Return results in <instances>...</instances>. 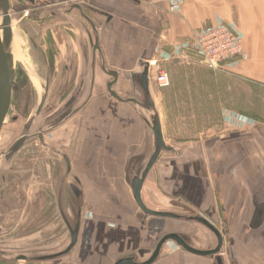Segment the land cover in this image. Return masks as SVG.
<instances>
[{
  "label": "crops",
  "instance_id": "obj_1",
  "mask_svg": "<svg viewBox=\"0 0 264 264\" xmlns=\"http://www.w3.org/2000/svg\"><path fill=\"white\" fill-rule=\"evenodd\" d=\"M52 2L60 9L62 15L58 21V28L53 33V46L59 52L69 54L67 57L64 56L68 62H77L67 64L66 69L73 72L74 83L78 84L81 78L84 79L82 70L86 65L79 64L78 54L81 53V46L85 44L84 30L87 24L76 10L66 13L65 8L69 3L95 9H90L89 15L95 25L94 37H97L99 50L107 68L117 72L127 69L137 61V56L148 51H152L154 56L158 49H164L168 44L192 45L193 35L197 30L223 23L241 35L243 48V56L225 64L224 68L264 88V0ZM67 17L74 20L72 34L64 27ZM56 24L57 22L55 26ZM47 28L45 25L44 29ZM95 77V85L104 79L98 65H95L93 84ZM91 104L98 105L99 100L96 99ZM135 107L140 108L137 105ZM100 117L105 118L102 133L107 136V142L112 147L108 150L103 149L102 155L98 152L90 160L91 185L86 186L85 193L78 186L80 198L83 196L91 202L116 198L123 202H119L118 205H114L112 201L98 202L100 207L97 209L103 215V219L90 226L91 230L85 234L84 239L81 237L83 226H80L77 242L68 255L28 264H65V259L82 241L83 251L76 257V263L80 260L84 264H106L101 255H109L112 251L119 257L129 255L137 248L150 246L153 239L157 241L161 235L170 231L186 234L191 240L192 237L203 234L207 238L205 245H200L199 241L194 242V239L189 243L197 249L212 248L215 245L212 234L208 230L206 232L199 224L185 222H175L184 226L137 224L134 214L137 207L129 187L125 186L121 178L122 163L114 152L116 146L120 149L123 145L124 150L127 142L140 140L141 128L133 125L132 110L129 106L112 100H109L108 109H104ZM92 119L84 117L81 121L82 131L79 130L76 146L78 155L83 153L87 155L90 151L89 143L97 134L89 131L92 126V130L95 131L94 127L98 120L95 117ZM120 121L125 124L123 130L117 127ZM56 139L61 146L69 149L67 134L60 133ZM126 147L133 149L136 143ZM174 148V155L164 158L156 169L157 160L146 178L142 189L144 202L147 204L144 199L145 193L150 196L151 203L153 198L185 199L196 213L205 215L221 231L222 264H264V122H252L228 138L217 137L206 142L199 140L187 142L180 148L177 147L180 152ZM71 165L73 170V161ZM102 168L106 171L104 176L99 174ZM222 218L226 221L223 222ZM153 264H213V261L207 257L187 253L169 241L163 246Z\"/></svg>",
  "mask_w": 264,
  "mask_h": 264
},
{
  "label": "rangeland",
  "instance_id": "obj_2",
  "mask_svg": "<svg viewBox=\"0 0 264 264\" xmlns=\"http://www.w3.org/2000/svg\"><path fill=\"white\" fill-rule=\"evenodd\" d=\"M14 2L15 0H11L12 4ZM52 9L53 7L46 9L39 16L36 15L21 21H18L17 14L12 16L11 26L15 36L16 61L14 62L15 77L10 107L0 132V227L2 228L0 257L11 258L20 251H25L29 255L48 254L62 250L69 241L67 228L61 221L56 207L59 176L63 172L64 164L53 149L63 147L60 146L56 136L63 133L67 134L68 138L70 132L67 129L70 122L57 129H53V127L57 121L63 119L84 100L88 88L86 83L89 79V71L87 67L82 70L85 81L84 91L81 88L77 90V87L71 88L68 85L73 72L61 68V64H70L68 60L64 59V56L67 57L69 54L61 53L53 46L55 19L49 15V10ZM40 19L45 20L46 23L45 21L40 22ZM45 25L51 29H44ZM78 56V60H81L80 54ZM142 57H148L149 60L155 58L158 61L156 65L166 71L169 76L170 84L167 87H160L155 79V66L150 69V94L155 110L159 114L167 145L180 148L191 141L206 142L217 137L228 138L252 122H264V88L225 68L218 71L209 70L201 64L199 56L191 45L168 44L164 49H158L154 56L152 51L137 56V61L135 60L136 62L131 67L119 70L120 80L113 89L122 98L133 94L134 87L131 86L129 74L141 70L138 60ZM48 77L51 81L48 100L42 113L34 116L40 100V93L46 85L45 79ZM109 79V76H105L95 86L90 104L83 107L74 116L79 121H82L84 117L98 119L96 127H94L95 131L92 130L93 126L89 129L90 133H97L89 143L90 151L87 155H83L85 153L78 155L77 153V137L79 130L82 131L81 125L74 131L73 143L68 145L74 169L71 170L72 172L65 182L62 203L64 212L71 222H74L76 205L83 207L81 219V226H83L81 237L83 236V239L85 234L91 230L90 226L103 219V215L97 209L100 207L97 203L105 199L91 202L83 196L76 198L70 192L68 183H75L77 180L78 186L85 193L86 186L91 185L90 180L92 179L89 168L90 160L98 152L102 155L103 149L108 150L112 147L107 142V136L102 133V123L105 118L100 117L104 109L108 107L109 100H112L104 87L105 80ZM137 95L143 101V94L137 93ZM96 99L99 100V104H91ZM125 105L141 116L140 128L142 132L140 140L129 141L126 144L128 146L131 143H136L135 148L130 149L125 146L123 150V145L120 149L116 146L114 152L122 163L121 178L125 186H128L125 179L128 162L130 158L140 157V167H143L147 155L153 149V136L146 111L142 107L136 108L130 103H125ZM65 107L67 109L57 116L56 112L58 114ZM32 116H34L33 123L27 133L33 136L25 142L19 152L7 158L5 152L20 137L23 130L26 129L27 121ZM122 121L117 124L121 130L125 125ZM41 131L45 135L44 143H41L34 135ZM179 148H177L178 152H180ZM173 155V151L163 152L158 159L156 169L164 158ZM99 172L103 176L106 173L103 168ZM144 197L147 204L153 209L196 213V210L191 208L183 198L164 200L153 198L151 203L149 195L147 196L145 193ZM105 201H112L114 205L123 202L116 198ZM134 214L135 221L137 224L141 223L142 226L146 224L184 226L175 224V222H185L156 217L143 220L141 212L137 208ZM222 221L225 222L226 219L222 218ZM201 229L203 228L201 227ZM206 232L208 231L206 230ZM211 236L215 240L214 236ZM192 238L194 242L198 243L199 241L200 245L206 244L207 238L203 234ZM192 240L190 238V241ZM155 243L156 239H153L150 246L137 248L129 255L138 254V261L144 260L149 256ZM83 244L82 241L72 251L65 259V264H84L80 260L76 263V257H79L83 251ZM100 257L106 264H112L119 255H115V252L112 251L109 255L105 254Z\"/></svg>",
  "mask_w": 264,
  "mask_h": 264
},
{
  "label": "water",
  "instance_id": "obj_3",
  "mask_svg": "<svg viewBox=\"0 0 264 264\" xmlns=\"http://www.w3.org/2000/svg\"><path fill=\"white\" fill-rule=\"evenodd\" d=\"M72 7L77 11H79V13H81V9H82L81 4H72ZM90 9L93 10L94 8L91 7ZM84 18L90 23L93 32L96 33V28L94 23L85 16ZM11 23L12 21L9 15V0H0V132L3 127V124L5 123L9 111L11 96H12V87L15 77V65L12 55L13 29ZM93 47L94 50H97L100 53L98 40L96 36L94 38ZM149 59L150 58L148 57H142V59L139 60V66L141 67V71L139 74V83L144 92V98L141 103L137 102V104L141 106L147 113L148 122L150 124V129L153 136V150L150 153L143 167H140V163H141L140 157L130 158L125 174L127 185L131 191V196L136 207L141 212L142 219H146L148 217H156V218L173 219L178 221L197 223L203 226L214 236L215 245L209 249H197L189 243L190 241L189 236L179 232L170 231L160 236V238L156 241L149 256L146 257L144 260L138 261L139 255L132 254V255L121 256L115 259L112 264H153L159 257L163 246L169 241L174 242L178 247H180L187 253L199 257L210 258L213 261V264H222V258L220 254H221V249L223 247V235L221 231L218 229V227L210 219L199 213H192V212L179 213L171 210L153 209L147 206V204L144 202L142 198V189L144 182L148 177L150 171L156 164L157 160L159 159L160 155L163 152L173 151L172 146L167 145L164 140L160 117L157 111L155 110L154 102L150 94V89L148 84ZM102 69L104 70L105 73H107L111 77V80L107 83V87H106L109 95L112 98L119 101L133 102L134 100L130 98H125V99L120 98L116 94V92L112 89V86L118 80V72L111 69H105L104 64H102ZM47 86L48 85L46 83L44 90L40 93V100L37 105L34 116L39 115L41 108L43 107V104L45 102L48 93ZM34 116H32L27 121L26 127L30 126ZM25 131L26 129L23 130L20 137H18L5 152V156L7 158L11 157L13 153L19 150L22 147V145L25 143L26 140ZM38 138L39 140H42L41 133L38 134ZM59 155L65 161L66 172L61 182V188L59 189L57 204L61 218L68 230L69 241L62 250L57 251L55 253L44 254L38 257H26L24 255H18L14 259V261L24 260L27 262H36V261H47V260L57 259L68 255L77 242L79 229H80L81 208L78 207L76 222L72 226L63 212V209L61 207V200H60L62 185L64 184L65 177L67 176V174L71 169V165L69 163L68 158L63 153L59 152ZM69 185L75 196L79 197L81 192L78 189V187L72 183ZM0 232H1V228H0Z\"/></svg>",
  "mask_w": 264,
  "mask_h": 264
},
{
  "label": "flooded vegetation",
  "instance_id": "obj_4",
  "mask_svg": "<svg viewBox=\"0 0 264 264\" xmlns=\"http://www.w3.org/2000/svg\"><path fill=\"white\" fill-rule=\"evenodd\" d=\"M53 0H15L14 4L11 3V0H9V15L11 17V21H12V16L14 14H17L18 15V21H21L23 19H28V18H31L33 16H39L42 12H44L46 9H49L51 7H53L52 10H49V15L52 16L54 19H55V22H57V26H54L55 27V30L58 28V21H59V18L62 16L61 13H60V9L55 7V4H53L52 2ZM82 9H81V13H79V11H77L76 9H74L72 7V3H69L65 10H66V13H70L72 12L73 10H76L78 12V14L80 15V17L82 18V20L87 24V28L86 30H84V38H85V44H83V46H81V53H80V57H81V60H80V63L79 64H85L86 67L88 68V71H89V79H87V92H86V95H85V98L84 100L78 105L76 106L74 109H72L63 119L57 121V123L55 124V127H53V129H57V128H60L64 125H68L70 122V126L68 127L71 128L69 129V136H68V145H71V143H73V140H72V136H74V131L77 129L78 126H80L81 124V121L79 120H76L74 118V116L76 115V113L78 111H80L83 107L87 106L90 104V101H91V98H92V95L95 91V84H96V77H95V83L93 84V81H94V73H93V69H95V65H98L99 67V70L101 72L102 75H104V78L105 76H109L107 73L104 72V70L101 68V64H104V67H105V61H104V57H102L103 55L101 53H99L97 50H94V33H93V30H92V27L90 25V23L84 18V16L86 18H88L89 20L92 21V19L90 18V12L91 10L85 6V5H81ZM83 14V15H81ZM107 19V17H106ZM45 20H41L40 19V22H44ZM54 22V23H55ZM66 24L64 25V27L68 30V33L69 34H72V25L74 24V20L71 18V17H67V20L64 21ZM93 22V21H92ZM47 29H51L50 27H48ZM97 54V56H96ZM150 61V60H148ZM70 64H77V62H69ZM138 64H139V60H138ZM62 69L66 70L68 69V65H62L61 66ZM105 69H110V68H107L105 67ZM111 70H114V69H111ZM141 71V70H140ZM140 71L137 72V73H134L132 72L131 74H129V79H130V83H131V86L134 87V91L132 92L133 94H131L130 96H126L125 98H130L132 100H134L133 102H124V101H119V100H116L114 98H112L109 93H108V96L110 98H112V101L114 102H117V103H123V104H127V103H130L132 106L135 107V104H137V102L141 103L142 100H140L138 98V95L137 93H142L143 96H144V92L140 86V83H139V74H140ZM119 72H118V78H119ZM110 77V76H109ZM150 67H149V70H148V84H149V89H150ZM111 80V77L109 80H105L104 82V87L106 89L107 87V83ZM73 77L70 79V82L68 85L71 86V88L73 86L77 87V90L78 88H81V90H83V87H84V79L81 78L79 81H78V84L77 83H74L73 82ZM119 80H117L118 82ZM45 82L47 83V87H48V93H47V96H46V99H45V102L43 104V107L41 108V111L39 113V115L42 113L45 105H46V102L48 100V97H49V93H50V89L51 87L49 88V86H51V81H50V78H46L45 79ZM116 82V83H117ZM115 83V84H116ZM114 84V85H115ZM94 85V86H93ZM114 85L112 86V89L114 87ZM114 90V89H113ZM84 91V90H83ZM107 91V89H106ZM115 91V90H114ZM116 92V91H115ZM116 94L122 98V96L120 94H118L116 92ZM125 98H122V99H125ZM144 98V97H143ZM72 101V100H70ZM72 103V102H70ZM68 103V104H70ZM138 105V104H137ZM67 108H63V110L57 114L56 112V115L59 116L61 115ZM105 109H108V107H106ZM138 112L136 111H132V120H134V124L135 126H139L141 127V121H140V118L141 116L139 115ZM13 119H16V118H13ZM74 119V120H73ZM33 123V121H32ZM31 123V124H32ZM31 124L29 127H26V131H25V136H26V140L25 142L33 135H31L30 133H27L31 127ZM67 129V130H68ZM41 133L42 134V140H39L38 138V134ZM37 139L41 142V143H44L45 141V135H44V132H38L36 134H34ZM12 145V144H11ZM10 145V146H11ZM25 143L22 145V147L17 150L15 153L19 152L23 147H24ZM9 146V147H10ZM61 146V145H60ZM8 147V148H9ZM55 154L62 160L63 164H64V169H63V172L61 173V175L59 176V184H58V187H57V194H56V198L58 199V194H59V189L61 188V182H62V179H63V176L66 172V164H65V161L63 160V158L59 155V152L63 153L69 160V163L71 165L72 163V156H71V153L69 151L68 148H65V147H61V148H55L53 149ZM13 153V155L15 154ZM12 155V156H13ZM72 166V165H71ZM72 170V167L69 171V173L67 174V176L65 177V180H64V184L62 185V191H61V195H60V200H61V207L63 209V203H62V199H63V195L65 193V190H64V186H65V182L66 180L68 179V177L70 176L71 174V171ZM72 182H69L68 183V188L70 190V192L75 196V194L73 193L72 189L70 188V185ZM74 184L75 186L78 187V182L76 180L75 183H72ZM79 189V188H78ZM81 196V194H80ZM79 197H76V198H80ZM57 199H56V207H57V211H58V214L60 216V219L61 221L63 222L62 218H61V215L59 213V210H58V204H57ZM78 207L81 208V218H80V226H81V219H82V206L81 205H76V208L74 210V222H71V220H69L64 212V209H63V212L66 216V218L68 219L69 223L73 226L76 222V217H77V209ZM64 226L66 227L65 223L63 222ZM1 228V227H0ZM2 230V228H1ZM68 231V230H67ZM18 255H24L26 257H38V256H41V255H44V254H39V253H36V254H33V255H29L27 252L25 251H20L18 252L17 254H15L14 256H12L11 258H7V257H0V264H28L29 262L27 261H24V260H20V261H14V259L18 256Z\"/></svg>",
  "mask_w": 264,
  "mask_h": 264
},
{
  "label": "built area",
  "instance_id": "obj_5",
  "mask_svg": "<svg viewBox=\"0 0 264 264\" xmlns=\"http://www.w3.org/2000/svg\"><path fill=\"white\" fill-rule=\"evenodd\" d=\"M191 46L199 56L201 64L212 71L224 69L225 64L243 56L241 35L223 23L197 30ZM149 63L156 68L157 84L167 87L170 84L168 73L156 65L158 61L155 58Z\"/></svg>",
  "mask_w": 264,
  "mask_h": 264
},
{
  "label": "bare ground",
  "instance_id": "obj_6",
  "mask_svg": "<svg viewBox=\"0 0 264 264\" xmlns=\"http://www.w3.org/2000/svg\"><path fill=\"white\" fill-rule=\"evenodd\" d=\"M12 55H13V61L15 62L16 61V58H15V40H14V33H13ZM96 56H97V54H96ZM148 64H149V67L151 69V64L149 63V61H148ZM93 73H94V69H93ZM135 105H137V104H135ZM137 106H139V105H137ZM139 107H141V106H139ZM173 150H174V148H173Z\"/></svg>",
  "mask_w": 264,
  "mask_h": 264
}]
</instances>
